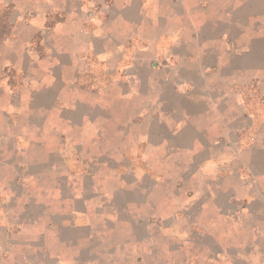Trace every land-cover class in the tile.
<instances>
[{"label":"rangeland","instance_id":"obj_1","mask_svg":"<svg viewBox=\"0 0 264 264\" xmlns=\"http://www.w3.org/2000/svg\"><path fill=\"white\" fill-rule=\"evenodd\" d=\"M101 94L78 107L58 99L41 118L35 107L31 118L10 107L13 123L0 116V133L13 136L0 156V264H75L69 250L79 264H264V155L250 158L261 179L251 188L206 186L194 164L202 156L183 134L173 146L168 100Z\"/></svg>","mask_w":264,"mask_h":264},{"label":"crops","instance_id":"obj_2","mask_svg":"<svg viewBox=\"0 0 264 264\" xmlns=\"http://www.w3.org/2000/svg\"><path fill=\"white\" fill-rule=\"evenodd\" d=\"M96 91L106 103L115 93L124 102L168 100L173 146L183 134L184 147L202 156L197 171L215 183L206 186L235 193L239 180L251 188L261 179L250 158L264 155L256 148L264 138V0H0V116L13 123L11 107L31 118L30 109L41 115L58 99L78 107ZM28 132L18 134L31 142ZM12 139L0 133V156ZM74 251H64L69 262H84Z\"/></svg>","mask_w":264,"mask_h":264}]
</instances>
